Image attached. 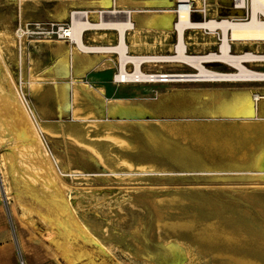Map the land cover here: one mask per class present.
<instances>
[{
    "label": "rangeland",
    "instance_id": "374dc122",
    "mask_svg": "<svg viewBox=\"0 0 264 264\" xmlns=\"http://www.w3.org/2000/svg\"><path fill=\"white\" fill-rule=\"evenodd\" d=\"M56 5L0 0V81L6 87L12 80L30 111L34 138L49 152L50 181L43 185L44 167L20 154L14 131L0 128V236L3 229L11 233L18 259L17 239L33 253L41 246L57 264H264V170L255 166L256 155H264V129L231 130L264 124V99L251 116L217 108L264 81L122 83L114 78L117 55L114 67L67 73L70 50H57L56 41L68 48L70 41L46 32L70 21L55 19ZM203 33L187 53L217 49V43L202 44ZM245 50L264 51V43L232 45V53ZM203 64L235 70L220 61ZM141 67L145 73L196 71L171 62ZM80 82L105 98L137 99L144 116L74 114L81 100L72 101V86ZM229 137L230 151L222 146Z\"/></svg>",
    "mask_w": 264,
    "mask_h": 264
},
{
    "label": "bare ground",
    "instance_id": "6f19581e",
    "mask_svg": "<svg viewBox=\"0 0 264 264\" xmlns=\"http://www.w3.org/2000/svg\"><path fill=\"white\" fill-rule=\"evenodd\" d=\"M249 1L251 4V13L246 20L223 18V20L218 21L216 18L211 17L210 20L205 19L200 22H193L189 18V15L187 12H180L177 21H175L176 25H174L175 26L174 28L177 29V36H176V42L172 46L173 51L171 54H129L127 52L128 45L126 46L125 41H124V35H125V30L127 28H133L134 23L132 25L131 15L127 16L126 14H125V18L123 19V21L109 18L110 16L109 14L107 18L105 17L106 15H103V16L92 15V17L94 16L97 19H90L91 15L89 16V14H87L86 16H84L83 15L84 13H81L79 9H73L68 13V17H70L71 23L60 27V30H61L60 37H68V40L70 41V45L72 48H75L76 50L85 53L84 56L81 55L80 59L79 58L76 59L72 54L71 56L72 57L71 59L73 61L71 62L72 72L73 70L75 71V69L83 70L85 68H88L92 64V60L89 58V56L86 55V53H92V54L100 53L104 57L107 56L106 54L116 53L118 54L117 59L119 62V66H118L117 73L114 74V78L117 81L122 82V83L139 82V81H149V82L150 81H158V82L264 81V71L252 70V69H249L245 65V63L264 61V51L260 52L256 50L255 51L248 50L246 51V53H244L243 51H241L240 53H232V51L230 50L232 47V44L234 43H241V44L264 43V0H249ZM163 3H165L168 6L172 5V2L167 1V0H164ZM116 11L117 10H114L113 12H116ZM237 12H240V10H237ZM259 14L261 15V18L259 17ZM153 17L156 18L158 22L165 20V23L162 24L161 26L162 28L172 29L174 20H173V14L170 11L167 14L158 15V16L154 15ZM143 18H144L143 20L144 25H147L149 21L150 22L152 21V18L149 19L148 15L143 16ZM92 20H96V21H92ZM107 28L108 29L112 28V29L117 30L118 43L109 44V45H98V44H88L83 40L84 31L101 30V29H107ZM185 28H190L192 31L194 30L202 31L207 34H214L215 33L214 30L219 29L221 32L222 40L220 42H217L218 50L208 51L204 53H196V54L187 53L186 51L187 43H186L185 33H184ZM56 42H58V45L63 44L62 43L63 41H56ZM59 48L63 50L62 45L59 46ZM76 53L77 52L74 53L75 56H76ZM215 61L226 63L230 65L231 67L235 68V70L230 71V72H220V71L209 69L203 64L204 62L208 63V62H215ZM162 62L187 64L195 68L196 71L194 73H168V72H163V71L156 72V73H145L141 67L142 64L144 63H147L148 65L149 64L156 65V63H162ZM128 63L132 64L133 66L132 70L127 68ZM36 86L38 87V85H34L33 87L35 88ZM6 87L0 81V126L2 125L0 128L2 129L3 126L7 125L8 129L11 130V132L14 131V134H16L18 137L16 138L20 141L19 142L20 147H18L20 154L27 156L26 159L28 158V160H29L28 156H31V158L35 160L34 162L37 164V166L42 167V168L44 167L43 169L44 176L42 177L45 181H43V183L41 181V184L44 185V182L46 184L48 180L50 181V177L47 175V170L50 168L48 165L49 152H46L45 150H43L38 140L34 138L36 132L33 126V119L30 116V111L26 107L25 102L23 101L19 91L17 90L16 86L13 84L12 80H11V85L8 84V86L6 85ZM86 87L89 88L88 85ZM255 90L250 91V94H246V95L242 92L244 95L238 94L236 95L235 99L230 102L221 101L217 104V108L223 112L230 113V114L251 116L255 114L256 112H258L259 106L262 105V104H259V102L261 103V99H264V94L262 93L260 94L259 92ZM204 109L206 108L204 107ZM262 109H264V106H262ZM258 126H259L258 124H250V125H247L245 128L247 129L252 128V130H255V129H258L257 128ZM261 127H259V129ZM220 145H221V142H220ZM222 146L223 148H226V150L230 151L231 146H232L231 138L230 137L224 138L222 141ZM255 158H256L255 166L259 167L261 170H264V155L257 154ZM29 167L32 168V166H28L27 168L29 169ZM24 168L26 167H23V169ZM32 173L30 174L31 178L34 175ZM56 193H58V191L55 192V195ZM54 200H55V197H54ZM217 232L218 231L215 229V230H212L210 233H217ZM246 264H256V263H246Z\"/></svg>",
    "mask_w": 264,
    "mask_h": 264
},
{
    "label": "crops",
    "instance_id": "0c3cea01",
    "mask_svg": "<svg viewBox=\"0 0 264 264\" xmlns=\"http://www.w3.org/2000/svg\"><path fill=\"white\" fill-rule=\"evenodd\" d=\"M163 1L164 0H131V1L130 0H97V1L57 0V5L55 8L56 9L55 19L57 21H63L67 19L68 13L73 9L86 10L88 11L89 16L91 15L90 19H97L94 16L92 17V15L100 16L98 14V11L105 9L104 10L105 14L103 13V15H106L105 16L106 18L110 15L109 18L123 21V19L125 18V14L127 15L126 12L128 11V16L131 15L132 25L134 23V26L133 28H127L125 30L124 41L126 46L128 45L127 52H130L129 54H156V52H158V50L161 49L172 50L173 48L172 44L176 42V36H177V29L174 28L175 27L174 24L172 29H165L161 27L162 24L165 23V20L158 22L157 19L153 17L154 15L158 16V15L167 14L170 11L173 14V20H174L173 22L175 23V15L172 12V8L174 6V0H167L172 2V5L170 6L163 3ZM229 4L230 3L228 0H217L211 2L208 16H215L218 13L223 14L222 12L224 10L231 9ZM213 5H215V7H213ZM112 9L117 11L113 12L111 11ZM231 11L237 12L233 9H231ZM145 15H148L149 19L152 18V21L151 22L149 21L147 25H144L143 23L144 20L143 16ZM229 15H237V14L232 13ZM201 19L202 17L198 13L193 14L191 17V20L193 22H197V21L200 22ZM92 21H96V20H92ZM184 33L186 37V43L188 46L193 47L195 43H200L196 41V39H198L199 33H202L201 31L200 32L195 30L192 31L190 28H185ZM203 37L206 40L202 42V44L205 43V45L210 46L211 44L216 43L215 34H205ZM83 40L88 44H98V45L115 44L118 43V32L117 30L112 28L101 29V30H88V31H84ZM62 43L63 44L58 45V42H56L57 50L63 52H67V51L69 52L70 50V58H72L71 57L72 54L76 59L78 58L80 59L81 55L82 56L85 55V53L80 52L75 48H72L71 45H69L70 48H68V46L64 44V41ZM61 45L63 46V50L59 48V46ZM196 50L199 52L203 49L202 47H200L199 49ZM74 51L78 53V54L76 53V56L74 55L75 53ZM86 55L89 56V58L92 60L93 65L91 64L88 68H85L83 70L75 69V71L73 70L72 72L71 62L73 61L72 59H70V65H69L70 68L67 67V70L65 71L67 73L70 72L73 74L81 75L94 67H105V68L114 67L115 55L118 56V54L116 53L106 54L107 56L105 57L100 53H93V54L86 53ZM254 64L257 65L256 66V68H258L257 71H262L261 68L264 67V61H259L258 63L254 62ZM80 85L81 86L79 87L72 86V101L79 99L81 100L80 105L77 107V109H74V107H72L73 108L72 111L74 112V114L81 113V116H94L93 119H96V116L97 117L113 116L118 119H123L124 117L127 116H144L143 103L138 101L137 99L128 100L120 97L117 98L111 97L109 99V98H105L103 92L99 88H94L89 86V88L86 89L83 87V85L85 84L81 83ZM256 89L258 90L257 92H259L260 94L261 93L264 94V92H262L264 91V85H259L258 87H256ZM250 124H257V123L247 122L241 125L239 129L231 128V130L234 129L233 130L234 132L239 133L240 129L242 128L244 129L247 125ZM258 125L264 128V124L262 125L258 124ZM0 237H1L0 239H2V242H0V264H20L16 254V250H17L16 246L14 245V242L11 241V233L8 230L3 229ZM17 246L20 253L21 250L23 251V256L21 255L23 264H57L55 260L49 258V255H47V252H44L41 246L36 245L35 246L36 252L34 253L31 250L27 249V247L24 246L23 242H21L19 239H17ZM42 250H43V254H42ZM38 252H39V258L37 256ZM33 254L36 255V259L34 258Z\"/></svg>",
    "mask_w": 264,
    "mask_h": 264
},
{
    "label": "built area",
    "instance_id": "2783aa9c",
    "mask_svg": "<svg viewBox=\"0 0 264 264\" xmlns=\"http://www.w3.org/2000/svg\"><path fill=\"white\" fill-rule=\"evenodd\" d=\"M213 1H217V0H174V6H173L172 10H173V13L175 15V19H176L175 21H177L180 12H187L190 19H191L193 14L198 13L202 17V19L200 21H203L205 19L210 20V17L216 18L218 21L223 20V18L246 20L251 13V4H250L249 0H228L230 3L229 5H230L231 9H233L235 11L240 10L245 15H243V16L229 15V14L224 15V14L218 13L216 16H208V13L210 11L211 2H213ZM79 11H81V13H84L83 14L84 16H86L88 14V11H86V10H79ZM111 11H114V9H112ZM103 13H104V10L98 11V14L100 16H102ZM126 13L128 16V11ZM259 17L261 18L260 14H259ZM197 22H199V21H197ZM70 23H71V20L69 21V23L62 24V25L58 26L56 31L46 30V32H56L57 35L60 37V32H61L60 27L65 26V25L70 24ZM33 25L37 28L40 27V24H38V23H33ZM174 25H176V22L174 23ZM214 31H215V33H214L215 37L217 39L216 43L220 42L222 40L220 30L215 29ZM60 38H67L68 39V37H60ZM217 50H218V46H217V49L215 51H217ZM230 50L232 51V47ZM186 51H187V49H186ZM246 51L247 50H245L243 52L246 53ZM234 52L236 53V51H234ZM19 263L23 264V260L20 259Z\"/></svg>",
    "mask_w": 264,
    "mask_h": 264
}]
</instances>
